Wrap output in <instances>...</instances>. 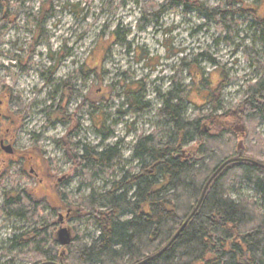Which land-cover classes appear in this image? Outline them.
<instances>
[{
    "label": "trees",
    "instance_id": "obj_1",
    "mask_svg": "<svg viewBox=\"0 0 264 264\" xmlns=\"http://www.w3.org/2000/svg\"><path fill=\"white\" fill-rule=\"evenodd\" d=\"M25 2L0 0V45ZM124 4L125 0L121 5ZM177 7L184 13L197 14L228 35L236 29L239 19L250 21L260 31L264 44V17L258 16L256 7H242L240 0H221L215 7L199 0H162L159 4L144 0L138 29L143 30ZM52 16L51 0L40 2L38 11L28 16L36 29L31 45L37 39L41 42L42 26ZM114 35L118 39L117 33ZM4 69L0 63V71ZM257 74L258 78L247 84L244 99L230 109H224L218 99V93L230 84L221 75L207 100L210 110L191 120L184 117L188 95L178 76L170 91L164 95L156 92L162 102L156 110L159 129L137 138L130 158L134 166L111 180L107 190L91 189L76 203L59 189L56 180L51 184V172L55 170L52 159H42L38 154L32 155L33 152L18 159L16 152L9 155L11 159H0V188L7 179L11 182V188L0 194V216L22 221L29 228L10 240L8 250H20L14 259L28 260L31 264L58 263L64 251L62 264H134L162 249L195 208L208 178L223 162L237 156L240 142L244 157L264 162V137L259 132V127H264V69ZM88 76L100 81L98 67L91 71L77 70L54 90L52 95L57 102L53 101L44 111L47 118L44 129L53 123L65 127L54 145L70 164V170L91 187L97 178L113 175L122 163V155L118 143L99 148L77 141L81 131L78 112L82 110L90 118L102 116L108 102L122 99L125 108L117 114L139 117L151 106L138 88L111 96L114 91L111 86L107 96L92 86L82 95L75 81L85 83ZM0 94L5 98L0 101V108L3 105L15 108L7 110V115L0 113V141L5 143L28 117L29 108L19 96L12 95L1 78ZM77 97L81 101L69 113L68 105ZM105 123L102 121L97 130L101 142L113 135V126L106 127ZM33 146L38 150L37 142ZM27 166L44 170L40 173L47 183L36 182ZM22 181H35L36 185L21 188ZM241 188L248 189L257 202L246 197L234 200L231 194ZM257 203L264 207V170L245 163L233 165L210 186L200 208L173 244L145 264H264V212ZM46 209L63 210L66 216L94 226L97 238L85 244L75 235L69 246H58L55 223H41Z\"/></svg>",
    "mask_w": 264,
    "mask_h": 264
},
{
    "label": "rangeland",
    "instance_id": "obj_2",
    "mask_svg": "<svg viewBox=\"0 0 264 264\" xmlns=\"http://www.w3.org/2000/svg\"><path fill=\"white\" fill-rule=\"evenodd\" d=\"M16 1L12 0V3ZM44 1L26 0L1 39L0 63L5 69L0 71V78L11 89L12 95L19 96L23 105L29 108L28 117L4 144L12 146L17 159L32 152V155L38 154L42 159H52L55 170L51 172V184L54 185L53 180H56L60 184L59 189L74 203L87 196L91 189L97 192L107 190L111 180L134 166L130 158L137 138L159 129L156 110L162 102L156 92L164 95L170 91L172 81L178 76L188 95L184 117L191 120L197 114L210 110L207 100L221 75L230 84L218 93V99L224 109H230L244 99L247 84L258 78L259 69H264L261 33L250 21L239 19L236 29L228 35L197 14L184 13L177 7L139 30L137 22L144 0H125L124 5H121L123 0H51L53 16L42 26L43 39L40 38L41 42L37 39L31 45L36 29L28 16L36 13L39 3ZM154 1L158 4L162 2ZM199 1L215 7L221 0ZM240 1L242 7H256L258 16L264 17V0ZM15 56L16 60L13 59ZM95 67H98L101 82L94 76H88L85 83L75 81V87L81 90L82 95L92 86H96L99 94L107 96L111 86L114 90L111 96L138 88L144 92V100L151 109L139 117H120L117 111L125 106L122 99H116L107 103L102 116L90 118L82 110L78 112L81 131L77 141L99 148L118 143L122 155V163L111 177L101 176L89 187L70 170V164L54 145V140L63 135L65 127L53 123L44 129L47 120L44 111L53 101L57 102L52 94L62 81L79 69L91 71ZM1 100L5 98L0 94ZM80 101L79 97L71 101L69 113ZM9 109L15 108L3 105L0 113L7 115ZM102 121L106 122V127L113 126V135L104 142L97 134ZM237 132L242 130L238 128ZM259 132L264 137V127H259ZM0 159L11 157L1 151ZM27 169L36 182L47 183L46 177L40 173L44 170H38L36 166H27ZM35 185V181H22L19 187L34 188ZM10 188L11 182L7 179L0 188V194ZM231 197L236 201L246 197L257 202L246 188L232 193ZM257 204L264 212V207ZM45 222H54L56 233L61 228L67 229L72 239L77 235L81 243L90 244L98 236L94 226L66 216L63 210L51 212L46 209L41 223ZM27 230L29 228L24 222L0 216V264H31L28 260L14 259L20 251L18 248L8 250L10 240Z\"/></svg>",
    "mask_w": 264,
    "mask_h": 264
},
{
    "label": "water",
    "instance_id": "obj_3",
    "mask_svg": "<svg viewBox=\"0 0 264 264\" xmlns=\"http://www.w3.org/2000/svg\"><path fill=\"white\" fill-rule=\"evenodd\" d=\"M0 149L1 151H3L5 154L7 155H12L14 153V150L12 148V146L10 144H4L3 141H0ZM250 164L253 165L255 167H258L262 170H264V162L259 161V160H255L252 158H247L244 157L242 154V143L240 142L238 144V154L237 156L230 158L228 160H226L225 162H223L214 172L213 174L208 178L207 182L205 183L202 192L198 198L197 204L195 206V208L193 209V211L190 213V215L188 216V218L185 220V222L180 226V228L176 231V233L174 234V236L171 238V240L162 248L160 249L158 252H156L155 254H152L148 257H146L145 259L138 261L134 264H145L155 258H157L158 256H160L162 253H164L172 244L173 242L176 240V238L179 236L180 232L183 230V228L188 224V222L193 218V216L196 214V212L198 211V209L200 208L205 195L208 191V189L210 188V186L218 179V177L220 175H222L226 170H228L230 167H232L235 164ZM57 238V242L59 243L60 246L62 247H67L71 244L72 242V237L69 233V231L65 228H61L57 231L56 233ZM64 255V251L61 252L60 254V259L58 261V263H43V264H62V257Z\"/></svg>",
    "mask_w": 264,
    "mask_h": 264
}]
</instances>
